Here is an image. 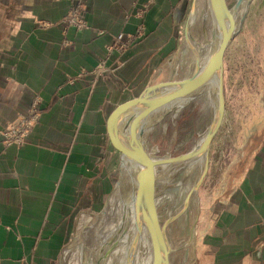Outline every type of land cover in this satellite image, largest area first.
Instances as JSON below:
<instances>
[{
	"label": "crops",
	"instance_id": "obj_1",
	"mask_svg": "<svg viewBox=\"0 0 264 264\" xmlns=\"http://www.w3.org/2000/svg\"><path fill=\"white\" fill-rule=\"evenodd\" d=\"M190 1L0 0V264H66L77 218L113 188L108 118L153 84ZM77 5L81 30L62 23ZM120 33L131 43L109 52ZM33 111L23 144L5 143L8 124ZM257 137L201 230L198 264H264V129Z\"/></svg>",
	"mask_w": 264,
	"mask_h": 264
},
{
	"label": "rangeland",
	"instance_id": "obj_2",
	"mask_svg": "<svg viewBox=\"0 0 264 264\" xmlns=\"http://www.w3.org/2000/svg\"><path fill=\"white\" fill-rule=\"evenodd\" d=\"M226 1L227 5L231 2V0ZM204 10L209 13L206 0L203 2L201 0L190 1L185 20L188 26L187 37L185 29L182 30L177 49L171 58L164 63L153 84L168 80H180L193 71L191 69L194 68V53L187 46V43H196V47H200L203 46L205 38L208 37L198 19V15ZM244 16L243 23L239 26L224 53V118L211 141L207 152L206 172L196 188L197 204L192 212L190 222L193 242H191L190 255L185 264H198L197 251L201 230L211 222L216 210L232 190L235 179L240 176L248 160L251 148L258 142V134L264 129V0H249L248 6L245 7ZM183 48H187L185 55L182 53ZM204 54L205 51L202 55ZM188 70L189 72H187ZM200 107V105H196L194 109H185L175 122L176 125L167 122L164 131L159 124L168 120L171 111L151 116L145 128L152 126L156 127V130L154 134H148L144 137L148 149L155 148L160 157H176L191 151L199 134L196 133L197 126L194 123L192 135L187 141L184 140L189 134L186 123L197 116ZM115 163L117 168L113 175V188L105 207L91 215L77 218V229L65 248L66 264H89V257L94 255V252H97L95 259L98 258L101 264H106L111 250L116 247L117 242L115 240L110 243L105 241L111 236L113 237L118 230L113 224L119 219L120 199L121 197L126 198V200L129 198L134 183L131 177L126 179V182L122 180L124 179V171L122 169V154L119 151ZM194 164L191 166L193 169H197V167L200 169L197 162ZM116 188L120 189L117 195L115 194L117 193ZM160 193V190L157 191V195ZM113 199L114 201H111ZM160 211L159 208L158 212ZM107 214L108 219L106 218ZM102 225H105L104 229L111 227L112 230L109 231L108 238L104 241L106 244L100 240L102 245L105 244L101 252L98 249L102 246L96 239L97 232L99 236L101 230L98 229ZM171 238L177 240L178 236L172 235ZM80 245L83 248L81 255L80 252L78 253ZM114 259L112 258V260ZM171 262L172 264H180L174 259Z\"/></svg>",
	"mask_w": 264,
	"mask_h": 264
},
{
	"label": "bare ground",
	"instance_id": "obj_3",
	"mask_svg": "<svg viewBox=\"0 0 264 264\" xmlns=\"http://www.w3.org/2000/svg\"><path fill=\"white\" fill-rule=\"evenodd\" d=\"M201 1L203 2V0ZM206 1L209 7V13L208 11L204 10L200 14L198 12L199 15H197L198 19L203 25L204 32L207 33L208 37L205 38L203 46L200 47H196V43H187V46L194 53L195 58L194 68L191 69L193 71L188 73L187 76L197 75L203 70L210 56L216 50L222 39V31L214 20L209 0ZM237 1L238 0H231L228 8L233 9ZM244 11L245 5H242L236 11V28L238 26V21ZM186 49L183 48V55H185ZM204 51L205 54L202 55ZM187 72H189V70ZM218 89L219 75L217 74L189 96L175 100L167 108H162L151 115L155 116L158 113H168V111H171L168 120H164L159 124L162 131H164L165 126L168 124L167 122H172L175 124L178 117L185 109H194L196 105L201 106L197 113V116L186 123V128L189 129V134L184 138V140L187 141L189 139V136L192 135V128L194 127V123L197 126L196 133L199 134V136L197 139H195L194 146L191 151L185 154L198 151L202 146L207 134L209 133L216 116ZM155 130L156 127L152 126L151 128H145L144 137L148 134H154ZM148 151L155 158H160V156L157 155V151L155 148L148 149ZM194 162H197L199 164L200 169H198V167L197 169H193V167H191ZM206 167L207 153H203L197 154L196 156L182 162L158 165L155 169V206L160 224L165 230L167 239L169 238L168 242L170 241V243L168 244L169 249L167 254L170 264H172V259H174L176 262H179L180 264H185L190 255V248L192 245L191 242H193V232L190 222L192 212L197 204L195 196L196 188L200 177L206 170ZM122 169L124 171V179L122 180H125L126 182V179L131 177L134 183V188L132 187L133 191H130L129 198H127V200L126 198L123 199L122 197L120 199L121 209L120 214L118 215L119 219L116 220L115 224H113L118 230L113 235V237L111 236L112 238L110 237L109 239H107L109 231L112 230L111 227L109 229H104L105 225H102L98 229L101 230L99 232V236L97 232L96 240H98L97 242L102 246L100 247L99 245L100 248L98 250L102 252L103 246L106 243H110L111 241L115 240L117 242L116 247L111 250L110 254L108 253L109 258L106 264H113V261L114 264H153V247L151 236L141 217V214L138 213L136 209L134 199L137 188L136 173L139 172L142 168L136 162L122 155ZM159 190L161 193L160 195H157V191ZM116 192L117 193L115 194L117 195L120 192V189H117ZM111 201H114V199ZM159 208L161 209L160 212H158ZM107 216L108 214L106 215V218L108 219L109 217ZM172 235L178 236V239L173 240V237L171 238ZM100 240L102 242L106 240V243L104 242L105 244L102 245ZM82 250L83 248L80 245L78 250V253L80 252V255L83 253ZM103 252L105 253L106 251ZM94 253L97 254V252ZM95 254L92 256L90 255V257L88 256L89 264H95V260H99L98 258L95 259ZM112 258L115 259L112 260ZM78 263H80V261H78Z\"/></svg>",
	"mask_w": 264,
	"mask_h": 264
},
{
	"label": "water",
	"instance_id": "obj_4",
	"mask_svg": "<svg viewBox=\"0 0 264 264\" xmlns=\"http://www.w3.org/2000/svg\"><path fill=\"white\" fill-rule=\"evenodd\" d=\"M248 2L249 0H238L234 8L230 9L226 0H209L214 20L222 31V39L203 70L197 75L186 76L178 81L168 80L147 86L139 96L116 106L108 118V134L113 147L142 168L137 174L134 199L136 209L141 214L151 236L153 264H170L167 256L169 242L158 219L155 206V169L158 165L182 162L197 154L208 152L211 141L221 126L225 112L224 53L245 18L244 11L236 28V11L243 4L247 7ZM185 34L187 37V25ZM217 74L219 75V89L216 116L200 149L176 157L155 158L152 156L144 140L145 125L151 115L162 108H167L175 100L189 96ZM204 174L200 177L197 187ZM96 264H101V261L97 260Z\"/></svg>",
	"mask_w": 264,
	"mask_h": 264
},
{
	"label": "built area",
	"instance_id": "obj_5",
	"mask_svg": "<svg viewBox=\"0 0 264 264\" xmlns=\"http://www.w3.org/2000/svg\"><path fill=\"white\" fill-rule=\"evenodd\" d=\"M82 7L77 5L72 8L62 20V23L66 27H73L76 30L84 29L87 26L86 21L81 16ZM116 44L109 47V52L118 51L120 53L124 52L129 44L131 43V38L120 33L116 36ZM101 72V71H100ZM99 72V73H100ZM38 114L34 111L28 116H21L17 118L14 122L10 123L4 130L3 135L5 138V143L8 145L11 143H16L18 145L23 144L29 135L30 130L34 127V124L38 120Z\"/></svg>",
	"mask_w": 264,
	"mask_h": 264
}]
</instances>
